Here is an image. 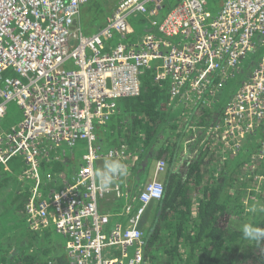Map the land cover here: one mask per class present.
Listing matches in <instances>:
<instances>
[{"label": "built area", "instance_id": "1", "mask_svg": "<svg viewBox=\"0 0 264 264\" xmlns=\"http://www.w3.org/2000/svg\"><path fill=\"white\" fill-rule=\"evenodd\" d=\"M88 1L0 0V167L22 157L20 179L33 186L30 225H52L65 236L71 264H143V217L163 198L164 184L149 183L122 221L102 212L100 200L121 189L119 177L98 188L96 164L124 157L128 147L106 152L97 128L112 120L119 99L141 94L147 71L169 83L172 105L214 110L218 92L252 66L209 129L232 153L241 151L264 120V0H224L216 13L208 0H175L167 9L166 0H120L102 26L85 33L78 19ZM140 15L146 27L137 37L130 18ZM11 102L23 117L4 129ZM79 141L87 152L73 180L48 191L51 151ZM259 151L264 161V142ZM166 166L158 161L156 173Z\"/></svg>", "mask_w": 264, "mask_h": 264}, {"label": "trees", "instance_id": "2", "mask_svg": "<svg viewBox=\"0 0 264 264\" xmlns=\"http://www.w3.org/2000/svg\"><path fill=\"white\" fill-rule=\"evenodd\" d=\"M91 3L89 0V4ZM250 68L252 66H249L247 71L244 69L240 77L230 84L239 88L252 71L248 73ZM142 79L141 94L123 102V108L122 106L121 108L124 113L121 110L110 125L97 128L101 144L109 147L118 145L121 138L120 131L129 123L133 129L127 139L134 148L144 144L151 149L161 137L166 121L164 103L168 101V98L170 100L169 86L157 83L150 71L145 72ZM235 92L233 94L230 92L231 95L227 100L231 99ZM221 105L219 102L214 110L196 107L193 109L194 112L184 114L183 118L187 121L178 120L173 124V127L180 130L179 133L185 129L193 132L186 142L192 153L191 156L187 157V148L186 150L184 148L181 153L180 135L177 136L176 141L165 144L161 153L156 154L155 149V152L152 149L149 158L154 157L155 154L156 157H160L162 153H170V159L165 171V194L161 200L151 204V210L143 221L142 227L146 232L147 242L143 264H264V241L250 243L242 238L240 231V225L249 221L264 227V213L257 208L253 212L255 199L247 196L256 193L254 183L259 174L264 173V161L259 159V149L261 150L262 142H264V120L256 133L244 140L243 149L229 156L215 175L213 166L216 162L212 160L214 149L207 146L209 145L207 133L210 128L201 127H212L218 123L225 104ZM195 116L197 120L194 119ZM124 120L126 124H122ZM213 138L218 142L219 137L214 135ZM60 152V149L51 151L49 160L51 166H48L49 161L44 163V170L53 176V181L56 173H59L55 167L61 162L56 159V155ZM71 162L74 164L75 159H71ZM80 163L81 161L78 160L70 176L62 175L67 182L59 183L57 190L73 180ZM176 164L180 167L178 172L174 170ZM203 164L205 169L202 170ZM160 174L155 171L152 181H161ZM207 174H211V177L205 183L203 179L208 176ZM0 177L2 179L0 184L3 183V187H6L4 184L8 177ZM209 179L214 181L210 182ZM19 182L32 184L29 180L20 179ZM16 183L9 186L6 192L10 188L13 189ZM32 187L31 185L23 192L26 196L23 202H19L18 198L10 199L9 203H4L5 199L1 200L0 215L2 211L14 212L19 235L14 233L8 235L6 229L3 230L0 264H71L63 246L58 244L55 238L51 242L45 241V239L49 240L50 235L54 233L52 230L48 231L45 226L41 227L44 233L40 232L39 228L31 237L32 233L20 236L22 227L18 218L22 216L24 223L28 222L26 205ZM193 193L197 195L196 198H193ZM6 194L3 192L4 198ZM245 197L249 199L248 204H242ZM250 216L252 218H249ZM1 223L2 221H0V229ZM40 233L44 235L41 236Z\"/></svg>", "mask_w": 264, "mask_h": 264}, {"label": "crops", "instance_id": "3", "mask_svg": "<svg viewBox=\"0 0 264 264\" xmlns=\"http://www.w3.org/2000/svg\"><path fill=\"white\" fill-rule=\"evenodd\" d=\"M157 17H158V19H160L161 16L157 15ZM139 25H140L141 30L139 32H137V30H136V35L139 33L142 36V34L145 32V27H146V25L144 24V16H142V17L140 16ZM135 29H136V27H135ZM251 69L252 68H250L248 70V73ZM245 71H247V70H245ZM150 72L152 73V75H154L152 71H150ZM241 74H239V75H241ZM239 75L236 78L240 77ZM236 78L229 80V82L225 85V87L220 92H218L216 101H219L220 105L223 104L221 102V100H225V102H224V104H225L228 96L233 94L235 91L238 90L237 86L230 84L231 82H234L236 80ZM166 84L169 86V83H166ZM230 90H232V91H230ZM168 92L170 93L169 88H168ZM230 92H231V94H230ZM127 99H130V98L119 99L118 109H117L115 115L113 116L112 120L108 123L109 125L115 120L117 115H119L121 113V110L123 111V109H122L123 105L122 104ZM121 106H122V108H121ZM221 106H223V105H221ZM164 108H165L164 111L166 114L165 115L166 121L164 124V128H163V131L161 132V137H159L157 143H155L154 146L151 147V149L147 145H144V144H142V146H138L135 148L130 144V141H128V139H127L128 135L129 134L131 135L130 132L133 129V126L130 125V123H129V125H126L122 131H120L121 132V138L119 139L118 145H113L112 147H109L108 145H106V146L103 145V143L101 144L102 148L106 152L111 150V149H119L122 144H126L128 147L127 153L124 157L115 158V159H120L124 164H126L127 169H128L127 176L119 177V179L115 181L120 186L121 194H117L116 192H112V193L108 194L107 196H105L104 198H102L99 202V209L102 212H109L111 214L116 215L114 217L113 221H116L118 219H120V221H122V219L124 217L122 215H120V213H123L124 210H126V208L129 205L136 207L139 204L138 203V196L145 189V187L148 185V183L153 180V177H154V174L156 171L157 162L160 160H164L167 163V166L169 165L168 163H169V159H170V153H166V154L162 153L160 157H156L157 153H161V150L165 144L176 141L177 136L180 135L179 140L181 141V146H182V149H180L181 153H183L184 148H185V150L187 148V150H188L187 157L192 155V153L189 151V145L186 142H187L188 136L191 135L193 132L188 131V129H185V130H182L181 133H179L180 130L179 129L177 130L175 127H173V124L177 123L176 121H178V120L183 121V122L187 121V119L183 118L184 114L187 115V113L194 112L193 111L194 108L188 107V106H183L181 104H175V103L172 105L169 98H168V101L166 103H164ZM123 113H124V111H123ZM194 119L197 120V116H195ZM122 124H126V120H124V122ZM196 128H199V127H196ZM201 128H207L208 129L211 127L207 126V127H201ZM195 132H196V130H195ZM115 133H117V132H115ZM182 134H183V137L181 138ZM207 134L209 136L207 138L209 145H207V146H209L210 148L212 147L214 149V151L212 153V155H213L212 160L216 162L215 163L216 165L213 167H214V171L216 173L215 175H217L219 172V169H221L222 165H224L226 163V161L229 159V156L235 155L236 153H232L230 150L225 148L222 141L220 140L221 137L219 139H217L219 142L218 143V142H216L215 138H213L214 137L213 134L211 135V134H209V132ZM145 137L146 136L144 135V139H145ZM212 145H217V146L215 147ZM59 149L61 150V152H60V154L56 155V159L61 160V162L58 163L55 167V169L57 171H59V173H56V176H55V172H54V176H55L54 181L49 183V186L46 187V189L48 191L52 190V189L57 190L56 188H57V185L59 183L67 182V179L62 178V175L64 174L66 176H68V175L70 176V174L73 172L74 167H73V169L71 167H69L71 159H75V162H74L75 165L78 162V159H76V155L74 153L69 155V151L72 148H67V146H63L62 148H59ZM152 149H153V151L155 149L156 154L154 157L149 158L151 153H152ZM227 154H229V156ZM224 155H226V156H224ZM106 158H108V157H103V158L99 159L97 164H96V168L102 166L103 162ZM80 161L81 160H79V162ZM48 163H47L48 166L52 165L51 161H49ZM179 168L180 167H178L176 164L174 166L175 172H178L180 170ZM203 169L204 168L202 167V170ZM165 171L159 175V179L163 182V184H164V180H165V176H166ZM3 177H4V175H3ZM214 180H216L215 176H214ZM214 180H212V181H214ZM31 185L32 184H29V183H22L21 184L18 180L17 183L15 184V187L13 189L10 188L9 191H7V192H6L7 187H0V192H1L0 203H1V200H3V199H5L3 201L4 203H9V200L13 199V198H18L19 202H23L26 199V196L24 195L23 192L26 191L27 188L30 187ZM254 185H255V189H256L255 192L256 193L251 194V197H253L255 195L254 199L256 201L258 199V193L260 191L264 195V182L258 183L256 181L254 183ZM20 188H21V190H20ZM3 192L7 193L5 198H4ZM9 196H11V197H9ZM196 197H197V195H195V193H193V198H196ZM248 202H249V199H247V197H245L243 199L242 204H248ZM255 203L257 205L262 204L261 202H255ZM253 209L254 208H252V211L254 212ZM250 214H252V213H250ZM7 215H9L10 218ZM15 217H16V215L14 214V212H11V211H9L7 213H5L4 211L1 212L0 221H2V223H1V225H2L1 229L2 230L0 229V245L2 242V237L4 235V231H3L4 229H6V233L8 235L12 234V233H14L15 235H17V234L19 235V233L17 232L18 230H17L16 225H15V222H16ZM249 218H252V216H250ZM29 224H31V222L28 220V222L26 223V226H27L26 231L27 232L22 231L20 236H23L24 234H31L32 233L30 235V237H31L33 235L34 231L36 229H39V228L41 229L40 232L43 231L41 228L42 226L36 227L35 224H33L34 227L31 226V228H30ZM45 228L50 232L52 230V232L58 233L55 230L54 226H52V225H45ZM42 233H44V232H42ZM42 233H40V234H42ZM58 234H60V233H58ZM43 235L44 234H42L41 236H43ZM60 235L62 238L59 240L62 241V244L64 247L65 246V242H64L65 236H63L62 234H60ZM50 236L51 237H49V240L45 239L46 242H51L53 240L54 237L52 235H50ZM41 240L43 241V239H41ZM55 240L58 242V244H61V242L58 239L55 238ZM66 254L68 255L67 251H66Z\"/></svg>", "mask_w": 264, "mask_h": 264}, {"label": "rangeland", "instance_id": "4", "mask_svg": "<svg viewBox=\"0 0 264 264\" xmlns=\"http://www.w3.org/2000/svg\"><path fill=\"white\" fill-rule=\"evenodd\" d=\"M119 1L120 0H91V2H92L91 4H89V1L86 2L81 8V15H80V18L78 19V23L82 27L83 31L85 33H91L92 31H95L100 26H102L105 23L107 16L114 12V10L116 9V7L119 4ZM223 1L224 0H208L209 7L212 9L213 12L216 13L220 9V7H222ZM174 3H175V0H166L165 9H167L168 7L173 8ZM95 16H99V17L93 18ZM140 16H131V18H130V20L135 25L137 32H139L141 30L140 25H139ZM140 36L141 35L138 33L137 37H140ZM14 75H17V74L14 73ZM221 102L224 104L225 100H221ZM218 103H219V101L216 103V105ZM22 117H23L22 110L17 107L15 102H11L9 104L8 115H6L5 118L2 120L1 126L4 129H7L8 127H10L15 122L21 120ZM67 148H70V147H67ZM85 152H87L86 142L85 141H79L76 144V146H74L69 151V155L74 153L76 155V159L82 160V155ZM227 155L229 156V154H227ZM224 156H226V155H224ZM77 164H78V162H77ZM22 165H24V163L22 162V157L17 156V157H14L6 165L7 168L2 167V166L0 167V176L4 175V178L8 177V179L5 180V184H4L7 188L9 186H12L13 183H16L18 180H20V175L22 173ZM74 165L75 164H72V162H70L69 167L73 168L76 166V165L75 166ZM0 185H1V187H3V183H1ZM0 195H1V192H0ZM247 196L251 197V195H247ZM253 198H255V195L253 196ZM255 202H261L262 204L264 203V196L262 195L261 191L258 193V199ZM151 204L148 206L146 213L144 214L143 221H144L145 216L148 215L147 213L151 210V208H150ZM257 206L258 205L255 203L253 208H258ZM7 216L9 217V215H7ZM23 218L24 217L19 216L18 221L20 223V226L22 227V231L27 232L26 231V223H24ZM143 221H142V226H143ZM52 236L58 240L62 238L61 235L56 233V232L53 233ZM62 246H63V244H62ZM63 250L66 252L65 246L63 247Z\"/></svg>", "mask_w": 264, "mask_h": 264}, {"label": "clouds", "instance_id": "5", "mask_svg": "<svg viewBox=\"0 0 264 264\" xmlns=\"http://www.w3.org/2000/svg\"><path fill=\"white\" fill-rule=\"evenodd\" d=\"M127 174V165L120 159L115 158H106L103 165L96 168L94 172L97 186L100 189H108L116 178L125 177ZM253 210L255 211L256 208ZM258 210L264 213V204H259ZM240 231L242 233V238L250 243L264 241V227H260L252 221L240 225Z\"/></svg>", "mask_w": 264, "mask_h": 264}, {"label": "flooded vegetation", "instance_id": "6", "mask_svg": "<svg viewBox=\"0 0 264 264\" xmlns=\"http://www.w3.org/2000/svg\"><path fill=\"white\" fill-rule=\"evenodd\" d=\"M208 137H209V136H208ZM208 137H207V138H208ZM202 166H203V168L205 169L204 164H203ZM207 175H208V174H207ZM209 177H211V174L208 175V176H206L205 179H203V182L207 183ZM212 177H213V176H212ZM210 179H211V178H210ZM210 179H209V181L212 182V180H210Z\"/></svg>", "mask_w": 264, "mask_h": 264}]
</instances>
